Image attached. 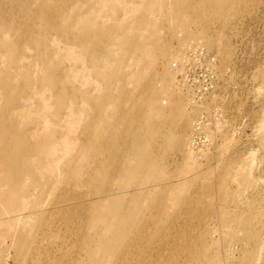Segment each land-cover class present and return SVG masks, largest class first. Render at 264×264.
I'll use <instances>...</instances> for the list:
<instances>
[{
  "label": "rangeland",
  "instance_id": "rangeland-1",
  "mask_svg": "<svg viewBox=\"0 0 264 264\" xmlns=\"http://www.w3.org/2000/svg\"><path fill=\"white\" fill-rule=\"evenodd\" d=\"M2 9L10 13L0 20V241L8 245V264H30L34 251L48 250L43 264H56L54 227L70 239L65 259L76 256L81 244L51 218L52 206L40 211V200L54 204L66 195L59 188L85 179L92 159L90 175L102 185L115 179L101 165L109 159L101 146L115 149L135 136L155 169L137 174L136 157L127 153V210L135 226L127 264H254L257 256L264 264V0H3ZM222 11L245 12L237 35L218 21ZM185 27L233 46L226 44L230 59L221 63L226 83L208 106L218 119L205 126L214 145L194 158L184 152L192 113L176 104L163 109L173 102L149 88L160 76L117 34L127 31V40L145 45L154 36L173 50L178 37L169 28ZM204 114L206 122L211 114ZM110 160L124 162L125 151ZM21 194V222L4 221L3 200L15 213L12 201ZM179 234L190 247L175 254Z\"/></svg>",
  "mask_w": 264,
  "mask_h": 264
},
{
  "label": "bare ground",
  "instance_id": "bare-ground-1",
  "mask_svg": "<svg viewBox=\"0 0 264 264\" xmlns=\"http://www.w3.org/2000/svg\"><path fill=\"white\" fill-rule=\"evenodd\" d=\"M226 1L227 0H210V2ZM256 4L255 2L254 5L256 6ZM2 5L3 0H0V20L6 15H10L8 10L2 9ZM41 10L44 11L46 8H42ZM244 13L229 16L230 12L225 15L224 11H222L217 19L223 25H230L231 28L229 27L228 30H231L237 35L235 31L238 29L239 25H241L242 18L245 15ZM169 29L170 34H175L178 37V46L173 50H168L167 47H160L158 40H155L154 36L145 45L144 43H140L141 41L137 39L135 41L133 39L127 40V31L118 32L117 34L120 36L122 44L126 46V50L128 45V48L132 52L134 51L137 53L138 60H142V58L145 57L148 58L152 76H160L159 79L149 83V88L156 89L159 95L164 96L166 99H170L173 103L166 108H163L159 102L156 103V106L158 108L162 107L165 111L169 112L173 109L174 104H176L184 114H186V110L188 113H192L190 120V127L192 130L188 133L184 152L189 158H194V156L196 157L205 153L204 151L207 148H211V144L214 145L213 136L208 134L205 130V126L208 124L211 125L212 121L216 123L218 119L212 117L211 112L213 109L208 113L210 111H208V106L213 104L212 101L217 95L216 90L219 85L226 83L221 63H225L230 59L228 57L229 52L226 54L224 50L226 44L229 47V51L230 47L232 51L233 46L226 40L221 43V40H219L220 38H212L209 35V37H207L205 33H203V36H199L192 27H185L176 33H173L171 28ZM217 33L220 34L222 32L218 31ZM207 44L209 46H207ZM200 49L203 50L202 56L207 60V68L212 67L213 72L216 73L212 87L206 92L202 90L196 92L193 85L187 80V71L196 63L200 55L198 54ZM211 57H213V59H211ZM216 110H218L217 105L214 108V111ZM204 113L208 115L211 114L210 119L207 118L206 122L205 119H203L205 117ZM261 126L263 127L264 124L261 123ZM259 130L257 129V131ZM86 139L87 142H92L90 134L86 136ZM195 139L198 140V142ZM116 140L126 141V139L122 137L112 138V141ZM142 141L140 142V136H138V138L135 136L130 139L128 145L119 146L115 149L108 150L105 146H101L102 150L108 151L109 157V159L101 162L102 167H108L117 173L115 179H108L105 185H102V179L90 175L92 171L96 170V161L92 159L85 164L88 165L89 171L85 179H73L72 182H68L59 188V190L66 195L62 197L56 195L54 204H52L48 198L40 200L42 202V207L39 208L40 211L45 210L47 205L52 206L55 212L51 215V218H55L58 224L67 227L68 235L75 239L74 243L81 244L76 256H72L67 261L65 257L67 247L70 245V239L61 232L60 228L54 227L53 236L58 242L52 246L54 248L52 254L56 256V264H127V241L130 235H133V228H135L134 223L131 222L128 216L129 211L127 210V170L133 168L132 164L127 162V153L136 157L134 170L137 174L143 175L147 170L154 168H151V153L141 144ZM56 149L58 148L54 147L53 153H55ZM95 150L99 151L100 146H95ZM120 151H125L126 160L124 162L111 161L110 157L115 156ZM25 152L26 147L24 145V153ZM9 153L10 152H5V156L15 158L12 153ZM22 164H24V162H22ZM82 167L83 166L77 167L74 171H78ZM115 182L121 184H115ZM74 185L76 187H82L83 190L75 192L73 188ZM91 191H95L96 195L93 194L94 192L90 193ZM25 197L26 196L21 194L19 197L13 199L12 202H18L15 213H11V210H9L11 207L8 206V200H3L5 203L4 206L7 207L6 211H2L5 219L4 221L12 220L15 223H17V221L21 222L24 216L22 207L26 206L24 201ZM29 217L31 216H28L27 219H29ZM85 220L86 222H84ZM85 227L88 229L85 230ZM188 231H190L189 228ZM186 235H188V233ZM182 237H185V234H179L178 240H175V246L172 247L175 254H180L185 248L190 247L189 245L184 248L182 247V243L186 241L184 239L179 240ZM193 239H195V235ZM2 242L3 239L0 241V264H8V245L4 249V244ZM263 244L264 237L260 239L258 250L263 248ZM19 247L20 242H17L14 251L16 257H18ZM233 250L234 246H229L227 248L230 256ZM32 252L33 249L28 253ZM49 256V250L45 254L34 251L33 256L30 258V264H43V259ZM258 259L259 256L256 257L254 264L257 263Z\"/></svg>",
  "mask_w": 264,
  "mask_h": 264
},
{
  "label": "built area",
  "instance_id": "built-area-1",
  "mask_svg": "<svg viewBox=\"0 0 264 264\" xmlns=\"http://www.w3.org/2000/svg\"><path fill=\"white\" fill-rule=\"evenodd\" d=\"M198 54L200 55L197 58L196 63L187 71V80L193 85L196 92H200L201 90L206 92L212 87L216 73L213 72L212 67L207 68V60L202 56V49L198 51ZM211 59H213V57H211Z\"/></svg>",
  "mask_w": 264,
  "mask_h": 264
}]
</instances>
